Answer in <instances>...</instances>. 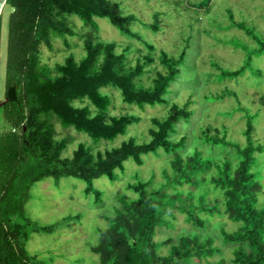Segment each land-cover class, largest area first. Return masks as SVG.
Instances as JSON below:
<instances>
[{"label": "trees", "instance_id": "16d2710c", "mask_svg": "<svg viewBox=\"0 0 264 264\" xmlns=\"http://www.w3.org/2000/svg\"><path fill=\"white\" fill-rule=\"evenodd\" d=\"M208 2L201 0L196 6L208 9ZM5 6L11 11L5 92L0 100V264H38L37 255L27 249L31 234L51 233L79 219L68 216L47 225L33 220L26 204L35 183L49 177L78 178L87 183L85 194L100 202L102 193L94 181L104 176L115 181L116 170L123 169L127 160L142 165V157L148 154L169 155V166L162 168L163 181L159 187H150L153 174L128 184L138 198L124 200L109 226L99 229V242L91 247L99 255L97 264H191L194 258L227 264L223 256L210 260L221 252L214 238L234 245L232 264H264V207L259 203L264 191L253 171L255 154L262 150L253 137V117L247 116L243 144L229 140L224 126L208 125L201 131L202 143L233 147L237 160L204 158L198 147L182 152L187 137H176V127L191 119L192 96L179 104L170 103L167 94L181 73L189 44L174 55L159 50L135 29L140 22L152 32L160 31L163 12L155 11L152 20L144 22L116 0H6ZM225 13L228 29L243 30L248 36L245 42L252 47L246 44L247 55L240 67L223 69L220 75L235 78L247 70L261 75L252 60L264 53V28L236 19L231 6ZM97 18L108 19L130 41L104 39ZM2 27L3 11L0 54ZM75 37L82 43L79 57L71 51L70 39ZM58 39L69 52L62 61L50 64L44 60L43 47L54 51ZM109 90L119 91L121 102L130 107L169 105L165 117H151L149 140L139 142L137 134H130L141 116L130 111L114 113L115 96ZM233 93L224 88L217 98ZM57 125L86 134L90 140H80L72 154L64 156L74 138L59 133ZM124 135L119 145L106 143ZM169 212H180L188 223L203 229L208 219L202 213L221 215L236 228L221 224L214 238L203 239V233L195 232L156 242V230ZM163 247H168L166 253L160 250Z\"/></svg>", "mask_w": 264, "mask_h": 264}, {"label": "rangeland", "instance_id": "374dc122", "mask_svg": "<svg viewBox=\"0 0 264 264\" xmlns=\"http://www.w3.org/2000/svg\"><path fill=\"white\" fill-rule=\"evenodd\" d=\"M116 1L123 2L124 9L134 11L144 22H150L155 11L163 12L160 31L152 32L140 22L135 26V29L152 41L159 50L163 49L175 55L189 44L181 73L171 84L170 92L167 94L170 103L179 104H183L189 95L192 96L191 119L180 122L176 127V137L181 135L187 137V147L182 152L188 154L198 147L204 158L220 159V157L228 156L237 160L238 154L233 147L202 143L201 131L208 125L224 126L229 140L243 144L247 116H252L255 144L262 150L255 154L253 171L256 172L257 179L262 182L264 191V53L255 56L252 60L254 68L262 70L261 75L253 74L250 70L235 78H224L220 75L223 69L233 70L243 64L247 55L245 46L248 44L245 42L248 36L243 30L228 29L226 8L228 6L233 8L236 19L246 20L248 23L254 22L258 28L263 29L264 0H210L208 9L196 6L201 0ZM2 11L0 100L3 101L8 15L11 9L5 6ZM76 21L80 25V22ZM97 21L100 25V34L104 39L130 41L108 19L97 18ZM70 41L71 51L79 57L82 54L81 41L77 37L71 38ZM54 45V51L43 47L44 60L50 64L62 61L69 52L60 39L55 40ZM136 45L142 47L137 41ZM247 47L252 46L248 44ZM159 68L162 67L159 66ZM224 88H229L234 93L224 98H217ZM109 91L115 96L114 113L130 111L132 114L141 116V121L131 126L130 134H137L139 142L149 140L147 138H150L148 129L151 126V117H165L169 105L147 106L145 109L130 107L121 102L119 91ZM57 128L59 133H68L74 138L72 144L64 151V156L71 155L80 140H90L86 134L78 133L73 129H63L59 125ZM125 138L126 135L120 136L114 142L106 143L112 147L119 145ZM106 143H102L101 148H104ZM169 159V155L165 154H148L142 157V165L129 159L124 163L123 169L116 170L118 176L115 181L109 180L106 176L96 179L94 187L102 193L100 202H95L92 194H85L87 183L78 178L62 177L56 180L49 177L35 183L30 190V200L26 204L27 213L33 220L40 225H47L62 221L68 216L77 215L79 219L73 218L51 233L33 232L27 243L29 253L37 255L35 261L38 264H97L99 255L94 253L91 247L99 242V229L109 226V220L116 214L124 200L138 198V195L127 187L128 184L148 180L155 174V180L150 187H159L163 181L162 168L169 166ZM260 202L264 207V192L260 196ZM201 216L208 219L205 229L188 223L185 215L180 212L166 213L163 217V225L156 230L154 240L161 242L169 236L178 237L183 233L195 234V232L203 233V239L207 235H212L214 238V233L220 234L221 224L226 225L227 229L236 228L235 223L225 216H211L205 213ZM214 239V244L218 245L221 252L210 260H218L223 256L227 264H232L230 260L233 257L234 245L224 244L220 238ZM160 250L166 253L168 247L160 248ZM201 260L194 258L191 264H207L206 259Z\"/></svg>", "mask_w": 264, "mask_h": 264}, {"label": "water", "instance_id": "95a60500", "mask_svg": "<svg viewBox=\"0 0 264 264\" xmlns=\"http://www.w3.org/2000/svg\"><path fill=\"white\" fill-rule=\"evenodd\" d=\"M5 2H6V0H0V18H1L2 10H3V7L5 5ZM0 105H1V103H0Z\"/></svg>", "mask_w": 264, "mask_h": 264}]
</instances>
